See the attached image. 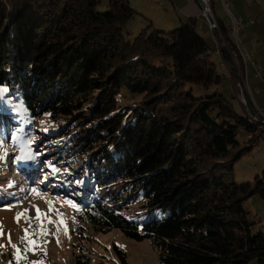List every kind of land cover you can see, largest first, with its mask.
<instances>
[{
  "label": "trees",
  "instance_id": "trees-1",
  "mask_svg": "<svg viewBox=\"0 0 264 264\" xmlns=\"http://www.w3.org/2000/svg\"><path fill=\"white\" fill-rule=\"evenodd\" d=\"M101 3L0 0V87L9 89L0 137L17 126L16 102L33 120L47 115L67 166L79 176L93 172L90 222L150 239L161 264H264V232L245 209L253 197L264 201V172L255 184L234 179L235 163L264 140V125L239 115L219 92L192 94L221 82L194 18L130 38L138 12L129 1L109 0L104 13ZM210 7L214 13L213 0ZM215 19L243 73L232 27ZM230 78L238 92L233 68ZM127 97L140 101L120 103ZM241 132L249 137L243 143ZM137 195L143 209L169 214L140 222L118 213V202Z\"/></svg>",
  "mask_w": 264,
  "mask_h": 264
},
{
  "label": "rangeland",
  "instance_id": "rangeland-1",
  "mask_svg": "<svg viewBox=\"0 0 264 264\" xmlns=\"http://www.w3.org/2000/svg\"><path fill=\"white\" fill-rule=\"evenodd\" d=\"M128 1L138 12L126 30L130 38L136 37L150 25L152 29L165 32H171L180 26L176 27V24L180 22L181 17L178 13L181 9L175 8L173 0ZM210 1L207 2L209 6ZM245 1L250 2L257 13L262 12L261 7L264 8V0H213L215 16L223 19L227 26L232 27L234 40L236 38L231 18L242 20L247 17L244 12L245 6L242 5ZM108 2L109 0H102L98 11L107 12ZM224 3L228 4L227 8ZM178 7L182 5L178 3ZM201 9L200 5L202 12L195 19V28L212 53L210 61L214 65L217 76L221 78V82L207 89L192 87V94L195 97H207L219 92L233 104L234 110L239 115H250L251 120L258 122L242 102L239 82L238 92L236 91L235 84L230 78L232 64L222 55L223 50L218 36ZM257 20L264 22L262 17H258ZM242 27L243 22L240 30H237V35L242 41L243 51L248 54V60L246 62L239 53L244 63V72L242 73L239 69L238 71L248 102L264 122V51L260 48L261 50L258 49L253 55L246 49L248 47L246 40H243L240 32ZM262 42L264 45V40ZM236 46L239 50L237 44ZM226 47L228 49L227 45ZM251 61L259 64V75H256L255 67H248ZM190 89L191 87L187 86L185 90ZM133 100L140 101V97H133V99L127 97V100L121 98L120 103L124 101L131 103ZM6 101L11 103L10 99ZM16 104L14 113L17 117L14 118V122L17 126H11L0 137V199H2L0 200V233H2L0 245L3 246L0 247V264H36L39 261H43V264H123L117 251L123 253L128 264H161L158 252L150 239L136 241L127 237L119 228L103 231L90 222L86 210L92 204V196L96 188L93 172L89 171L86 175L79 176L77 169L68 167L67 163L70 160H66L65 150L58 148L61 137H49L56 131L52 120L47 115L33 120L29 118L20 102ZM260 124L264 125V123ZM44 138H46L45 141H43ZM248 138L244 132L238 135V141L241 143L247 141ZM69 156L71 154H67V157ZM18 157L25 158L17 159ZM82 159L87 160L84 157ZM52 168L59 171L53 173ZM263 172L264 140L262 139L235 163L234 179L238 185L255 184L256 176H261ZM37 180L40 182H36ZM33 188L39 195L32 194L31 189ZM10 196H15V198H10ZM119 196L128 198V195ZM23 201L26 204L21 203ZM34 201L41 203L43 208L39 220L36 218L37 215L26 213ZM143 201L141 195L130 198L128 203L120 201L117 203L120 204L117 211L127 219L140 222L161 219L169 214V211L164 212L162 209H143ZM8 208L11 210H6ZM245 209L256 222V229L264 232V201L257 196L253 197L245 203ZM17 213H26V215H22L17 222L15 219ZM65 228L67 234H65ZM26 229L27 238L23 239L22 243V238L26 236ZM30 241H35V245H31ZM26 248H31V250L25 251ZM17 254L24 258L17 261L15 259Z\"/></svg>",
  "mask_w": 264,
  "mask_h": 264
},
{
  "label": "crops",
  "instance_id": "crops-1",
  "mask_svg": "<svg viewBox=\"0 0 264 264\" xmlns=\"http://www.w3.org/2000/svg\"><path fill=\"white\" fill-rule=\"evenodd\" d=\"M204 1L206 3L208 2V0H204ZM254 1H256V0H254ZM178 3H180L182 5L183 9H182V7H178ZM225 4H227V3H225ZM173 5H175V8L181 9L178 13V15L181 17L180 22H179V24H176V27H178L183 22H185L182 20H186L189 18L196 19V17H199L201 15V12H202V11H200V4L198 3L197 0H173ZM242 5L245 6L244 12L247 14V17L242 18L243 27H242L240 32L242 33L243 40L244 41L246 40V46L249 47V48L247 47L246 49L249 52L251 51L253 53V55H255L256 51L260 48H262V51H264V45L262 44L263 43L262 40H264V22L257 20L258 17H262L264 19V8L261 7L263 13L260 12V14H259L254 10V7H252L250 2L245 1L244 3H242ZM201 10H203V9H201ZM254 12H255V15H254ZM213 15H214V13H213ZM214 18H215V16H214ZM216 18L225 24L223 19L219 18L218 16H216ZM249 64L250 65H248V67L249 66L255 67L252 63H249ZM248 75H249V71H248ZM259 110L263 111L261 109H259Z\"/></svg>",
  "mask_w": 264,
  "mask_h": 264
},
{
  "label": "water",
  "instance_id": "water-1",
  "mask_svg": "<svg viewBox=\"0 0 264 264\" xmlns=\"http://www.w3.org/2000/svg\"><path fill=\"white\" fill-rule=\"evenodd\" d=\"M197 1L202 6L204 15L206 16V18H207L210 26L212 27V29L216 32V34L218 36V39L220 41V44L222 46V50L225 53V55L228 57V59L230 60V62L232 64V67H233V70L235 71V73L237 75L239 86H240V89H241V96L243 98L242 102L247 107L249 113L254 116L256 121H258L260 123H264L263 120H261V118L258 117L257 113H255V111L251 107L250 103L248 102L247 95H246L245 89L243 88L242 80H241V77L239 75V71H238L237 65L234 62V60H233L229 50L227 49L224 41L222 40V37H221V34L219 32L216 19L214 18V15H213V13L211 11V8H210L209 4L206 3L204 0H197Z\"/></svg>",
  "mask_w": 264,
  "mask_h": 264
},
{
  "label": "snow or ice",
  "instance_id": "snow-or-ice-1",
  "mask_svg": "<svg viewBox=\"0 0 264 264\" xmlns=\"http://www.w3.org/2000/svg\"><path fill=\"white\" fill-rule=\"evenodd\" d=\"M8 91H9V89L7 88V87H0V102H3V100H4V95L6 94V93H8ZM25 157H18L17 159H24ZM52 171H53V173H56V172H58L59 170L58 169H55V168H52ZM79 183V182H78ZM31 192H32V194L33 195H39V193L37 192V190L35 189V188H33V189H31ZM6 210H11L10 208H8V209H6ZM22 215H26V213H17V216H16V221L17 222H19V220H20V218H21V216ZM37 220H39L41 217H40V213H39V209H37ZM49 223H51V221H49ZM61 223H63V222H61ZM64 231H65V234H67V229L65 228L64 229ZM25 232H26V236H25V238H22V243H23V239H26L27 238V229L25 230ZM42 234H47V233H42ZM0 235H2V233H0ZM31 245H35V241H30L29 242ZM57 243H59V241H57ZM0 247H3L2 245H0ZM13 247H15V246H13ZM29 250H31V248H26L25 249V251H29ZM24 257L23 256H21L20 254H17L16 256H15V259L17 260V261H20V260H22ZM36 264H43V261H39V262H36Z\"/></svg>",
  "mask_w": 264,
  "mask_h": 264
},
{
  "label": "built area",
  "instance_id": "built-area-1",
  "mask_svg": "<svg viewBox=\"0 0 264 264\" xmlns=\"http://www.w3.org/2000/svg\"><path fill=\"white\" fill-rule=\"evenodd\" d=\"M224 6H225V8H227V6H226V4L224 3ZM231 20H232V24H233V28H234V32H235V41H236V44L238 45V47H239V50H241L242 52H243V55H244V57H245V60H246V62H247V57H248V54L246 53V52H244L243 51V44H242V41L241 40H239V36L237 35L238 33H237V30L239 29L240 30V26H242V22L240 23V20L241 19H239V20H236V19H234L233 17L231 18ZM242 21V20H241ZM251 63L256 67V69H257V75H259L260 74V66H259V64H257L256 62H254V61H251Z\"/></svg>",
  "mask_w": 264,
  "mask_h": 264
},
{
  "label": "bare ground",
  "instance_id": "bare-ground-1",
  "mask_svg": "<svg viewBox=\"0 0 264 264\" xmlns=\"http://www.w3.org/2000/svg\"><path fill=\"white\" fill-rule=\"evenodd\" d=\"M226 6L228 7V5L226 4ZM241 51V50H240ZM241 55L243 56V58L245 59V57H244V55H243V52L241 51ZM91 183V182H90ZM0 200H2V199H0ZM73 204V203H72ZM75 204V203H74ZM37 209H39V213H41V211H43V208H42V205H41V203H39L38 201H34V202H32V206H31V208H30V212L29 211H27L26 213L28 214V215H31V214H33V215H37Z\"/></svg>",
  "mask_w": 264,
  "mask_h": 264
}]
</instances>
